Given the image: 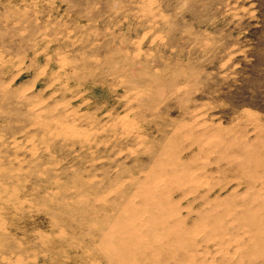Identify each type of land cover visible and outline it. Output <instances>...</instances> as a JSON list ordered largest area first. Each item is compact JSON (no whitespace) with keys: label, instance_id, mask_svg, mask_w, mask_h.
Here are the masks:
<instances>
[{"label":"rangeland","instance_id":"obj_1","mask_svg":"<svg viewBox=\"0 0 264 264\" xmlns=\"http://www.w3.org/2000/svg\"><path fill=\"white\" fill-rule=\"evenodd\" d=\"M0 264H264V0H0Z\"/></svg>","mask_w":264,"mask_h":264},{"label":"bare ground","instance_id":"obj_2","mask_svg":"<svg viewBox=\"0 0 264 264\" xmlns=\"http://www.w3.org/2000/svg\"><path fill=\"white\" fill-rule=\"evenodd\" d=\"M70 128V127H69ZM67 130V129H66ZM72 131V130H71ZM76 133V132H75ZM72 134H73V132H72ZM67 135V134H66ZM67 136H70V135H67ZM72 136V135H71Z\"/></svg>","mask_w":264,"mask_h":264}]
</instances>
